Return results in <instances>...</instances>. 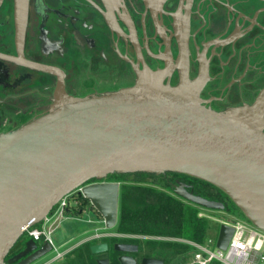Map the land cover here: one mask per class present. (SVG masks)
<instances>
[{
	"label": "flooded vegetation",
	"instance_id": "flooded-vegetation-1",
	"mask_svg": "<svg viewBox=\"0 0 264 264\" xmlns=\"http://www.w3.org/2000/svg\"><path fill=\"white\" fill-rule=\"evenodd\" d=\"M145 69L164 71L173 86L182 76L198 83L203 105L216 112L255 107L264 116V0H0V136L46 114L59 78L85 98L131 87ZM165 178L175 194L187 184ZM157 237L100 232L71 251L95 241L108 248L91 251L89 263L186 258ZM25 248L13 247L6 260Z\"/></svg>",
	"mask_w": 264,
	"mask_h": 264
},
{
	"label": "water",
	"instance_id": "water-1",
	"mask_svg": "<svg viewBox=\"0 0 264 264\" xmlns=\"http://www.w3.org/2000/svg\"><path fill=\"white\" fill-rule=\"evenodd\" d=\"M199 91L186 77L173 86L164 71L145 69L131 87L80 98L68 94L59 78L46 114L0 136V264H31L51 252V244L33 240L6 260L26 227L80 187L106 228L115 227L120 183H87L112 173L197 176L224 190L264 230V116L255 107L216 112L203 105ZM175 189L201 207L225 208L184 186ZM233 233L221 224L218 246L225 249ZM107 248L97 243L91 251Z\"/></svg>",
	"mask_w": 264,
	"mask_h": 264
},
{
	"label": "trees",
	"instance_id": "trees-1",
	"mask_svg": "<svg viewBox=\"0 0 264 264\" xmlns=\"http://www.w3.org/2000/svg\"><path fill=\"white\" fill-rule=\"evenodd\" d=\"M166 174L181 176V179L186 181L188 185L182 183L180 185L189 192L209 200L222 202L225 206L224 210H237L251 222L236 202L213 183L187 173L167 172ZM166 174L112 173L101 179L121 184L116 231L122 234L138 233L186 237L203 242L209 235L218 230V223L208 218L199 217L201 206L173 193L170 183L165 178ZM96 181L99 180L92 179L87 183ZM73 199L76 201H72L75 204L69 205L67 210L71 214H82L86 206L91 204L82 194L74 196ZM28 237L30 236L24 233L14 247L25 246ZM94 242H88L85 246L68 252L66 264H97L95 261H91V263L87 261L88 256L92 255L90 246ZM160 243L164 250H175L180 256H185L186 247L184 245L168 241Z\"/></svg>",
	"mask_w": 264,
	"mask_h": 264
},
{
	"label": "built area",
	"instance_id": "built-area-1",
	"mask_svg": "<svg viewBox=\"0 0 264 264\" xmlns=\"http://www.w3.org/2000/svg\"><path fill=\"white\" fill-rule=\"evenodd\" d=\"M78 194L83 195L82 187L64 197L40 223L26 227L24 233L41 245L49 243L54 248L53 235L59 227L61 219L70 214L67 211L69 205L76 202L73 200L74 202H70V204L67 199ZM199 217L216 221L219 225L218 230L203 242L177 236H158L157 238L184 245L186 247L185 256L190 264H264V230L243 220L218 219L204 209H200ZM221 224H227L234 228V233L225 249L219 247L217 243ZM212 245L215 248H212ZM63 256L64 254L59 252L46 264H51Z\"/></svg>",
	"mask_w": 264,
	"mask_h": 264
},
{
	"label": "rangeland",
	"instance_id": "rangeland-1",
	"mask_svg": "<svg viewBox=\"0 0 264 264\" xmlns=\"http://www.w3.org/2000/svg\"><path fill=\"white\" fill-rule=\"evenodd\" d=\"M73 198L74 196L69 197L67 200L72 202L74 200ZM201 209L210 212L212 216L221 220L228 221L238 219L246 221L248 224H252L242 214L234 209L215 210L204 207ZM253 226L256 227L255 225ZM116 228V226L113 228H106L102 215H100V213L94 207H92L91 204H88L82 214L75 215L74 213H70L61 219V223L53 235L55 247L43 258L31 264H46L49 260L57 256L59 252L64 255L70 252L75 244L79 243V241L85 239L89 235H93L98 232L116 231ZM211 247L215 248L214 245ZM63 259L64 258L62 257L51 264H66V258L64 260ZM185 259L188 261V263H186ZM185 259H180L176 264H190L189 260L187 258Z\"/></svg>",
	"mask_w": 264,
	"mask_h": 264
}]
</instances>
